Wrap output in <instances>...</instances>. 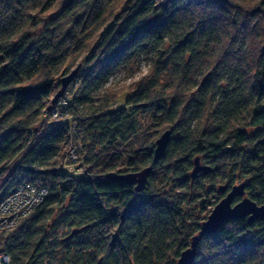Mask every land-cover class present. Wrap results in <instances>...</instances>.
I'll return each mask as SVG.
<instances>
[{
	"label": "trees",
	"instance_id": "1",
	"mask_svg": "<svg viewBox=\"0 0 264 264\" xmlns=\"http://www.w3.org/2000/svg\"><path fill=\"white\" fill-rule=\"evenodd\" d=\"M119 1L0 0V199L24 183L47 190L0 249L10 264L30 247V264H42L57 246L59 264H121L133 249L142 264H175L222 196L219 185L245 179V194L264 203V69L244 82L239 71L217 63L187 103L170 94L192 82L219 42L220 0H126L114 13ZM205 4L215 15L203 14ZM142 54L149 63L137 78L106 86L100 98L89 96ZM80 63V93L65 108L73 114L41 131L60 78ZM224 79L228 83L221 85ZM124 93V104L114 105ZM84 105L82 115L77 111ZM142 111L150 131L139 140ZM74 123L90 165L80 175L62 166ZM162 126L170 137L154 161ZM195 157L208 171L190 177ZM145 166L151 169L139 191L116 178ZM49 218L50 224L37 227ZM59 223L63 238L50 241ZM255 245H264V219L230 220L200 238L191 264H247L244 257Z\"/></svg>",
	"mask_w": 264,
	"mask_h": 264
},
{
	"label": "clouds",
	"instance_id": "2",
	"mask_svg": "<svg viewBox=\"0 0 264 264\" xmlns=\"http://www.w3.org/2000/svg\"><path fill=\"white\" fill-rule=\"evenodd\" d=\"M159 2L160 0H157V3ZM218 6L224 10V15L219 17L222 21L218 37L219 42L212 44L209 54L204 57L203 69L200 73L193 75L192 82L183 87V90L176 88L171 90L170 94L177 95L184 103H187L188 98L193 93L199 94L200 81L217 66V63L226 64L228 67L239 71L244 77V82H251L257 71L264 69V0H220ZM202 8L204 9L203 14L215 15L208 10L206 4L202 5ZM145 75L150 74L145 72ZM227 83V79L220 81L221 85ZM231 146V144L227 145L229 148ZM72 170H75V166H72ZM178 191L184 192L186 190L178 189ZM20 223L22 220L15 222L11 228H0V249H4L6 243H11V233ZM50 223L51 219L49 218L37 227H46ZM117 228L118 225L106 229V234L110 236ZM39 238V236L33 238V246ZM32 250L30 247L24 250V255L17 253L20 255L17 264H30L29 257H31ZM56 251L59 252V249ZM173 252H175L174 248L168 250L169 259H173ZM52 256H56V259H52L51 256L43 257L44 264H59V256L55 252L52 253ZM244 259L247 260V264H264V245H255L250 257L246 255ZM121 264H142L136 249L122 255Z\"/></svg>",
	"mask_w": 264,
	"mask_h": 264
},
{
	"label": "water",
	"instance_id": "3",
	"mask_svg": "<svg viewBox=\"0 0 264 264\" xmlns=\"http://www.w3.org/2000/svg\"><path fill=\"white\" fill-rule=\"evenodd\" d=\"M79 65H76L68 74L60 78V87L52 95L50 104L63 94L66 86L76 76ZM49 108V105H48ZM170 137V130H163L155 139L153 149V160H158L163 154ZM151 167L145 166L137 171L123 172L116 175V178L122 182L134 184L135 190L139 191L143 188L146 178ZM208 171L207 166H200L198 158H194V166L190 172V177H194L200 170ZM246 182L241 181L228 187L226 184L218 186L217 191L222 197L213 205L206 217L200 222L199 230L190 238L188 246L183 249L175 264H191L196 253V248L200 238L209 233L216 232L223 224L230 220H236L246 217L247 220L253 221L257 218L264 219V203L257 204L254 200L245 194ZM239 197L237 201H234Z\"/></svg>",
	"mask_w": 264,
	"mask_h": 264
},
{
	"label": "rangeland",
	"instance_id": "4",
	"mask_svg": "<svg viewBox=\"0 0 264 264\" xmlns=\"http://www.w3.org/2000/svg\"><path fill=\"white\" fill-rule=\"evenodd\" d=\"M165 2H166V0H160V2L158 4H164ZM125 5H126V0H121V1L117 2L116 5H115L114 13H119L122 10V8L125 7ZM148 56H149L148 54L147 55L146 54H142L141 56L138 57V59H136L133 62L128 63L127 66H125L124 68H121V69H118L117 71H115L112 74V76L103 85L98 86L96 88H93L90 91L89 96L92 99L100 98L101 95H102V92H103V90H104V88L106 86H122V85H127L131 80L137 78L140 75V73H142V72L145 71V69H146V67L148 66V63H149ZM83 67H84V65L82 63H80L79 69H78V72H77L76 76L73 78V80H71L69 82V84L66 86L63 94L56 100V102L50 104V101H49V103H48L49 108H48V105L45 108V111H48L45 114L46 118H48L51 121H53V120L54 121L55 120L65 121L66 118L70 119L69 116L73 114L72 113L73 111L70 108H68V109H65V108L69 107L70 104H71L70 103L71 102L70 100L74 96H78L79 93H80V87L82 85V79H83L82 76H80V74L82 72ZM126 96H127L126 93L122 94L118 98V100L114 103V105L115 104H116V106L123 105ZM64 100H66V102ZM62 107H65L64 108L65 110H62L61 111V108ZM87 109L88 108H86L85 105H84L83 108L78 107V111L77 112L80 113V114H82V115H84V113H87V111H86ZM138 116H139L138 117V123L141 125V130H142L140 132L141 134H140V136L138 138L140 140V139H142L143 137L146 136V134L150 131V129H148V126H149L148 112L147 111L146 112L145 111L144 112L142 111V112H140V114ZM164 129H166V127H164V126L160 127L159 128V132L156 134V137H158V135ZM156 137L154 139H156ZM135 140H137V139H135ZM139 140H137L138 143H139ZM138 143H136L134 141V147H137L138 146ZM153 145H155V141L153 142ZM83 151L84 150L82 148L77 149V151L72 154L73 157H74V159H76V160L75 161H72V163H70V164H66L67 162L64 163V161H62L63 168L69 170L70 172H72L74 174L79 173V175L82 174L85 171L86 168H88V170H89V166L90 165H89V163H86L84 161V159H83ZM17 161H18V158L16 160H14L13 163H11V166L14 165V163H16ZM200 163L201 164H204L203 161H200ZM72 166H75V170H72ZM241 181H244L245 182V179L244 180L237 179L235 181V183H238V182H241ZM36 207H34L32 210H34ZM211 208H209V210H211ZM31 211H29L27 214H29ZM26 215H24V216H26ZM24 216H22V217H24ZM56 217L57 216H55V218ZM64 231H65L64 224L63 223L57 224V226L54 229V231H50L49 232V240L50 241L53 240L54 237H55V239L56 238L58 239L62 235V233ZM57 249H59V252L56 251ZM54 252L56 253L57 256H59V260H60V257L62 255V253H61V246H57L54 249V251L49 252V253H46L42 257L51 256L52 259H56V256H52V253H54ZM41 263L44 264L43 259H41Z\"/></svg>",
	"mask_w": 264,
	"mask_h": 264
},
{
	"label": "built area",
	"instance_id": "5",
	"mask_svg": "<svg viewBox=\"0 0 264 264\" xmlns=\"http://www.w3.org/2000/svg\"><path fill=\"white\" fill-rule=\"evenodd\" d=\"M64 101L66 102V100ZM62 108L64 109L65 107ZM62 108L61 111L63 110ZM47 112L48 111L44 113V117L40 123L41 131L48 130L55 122L62 121L49 120L45 116ZM77 125V123L73 124L76 128L73 130V133L69 135V147L63 159L64 163L67 162L66 164L75 161L76 159H74L72 154L75 153L77 149L82 148V144L76 141V133L79 129ZM46 193L47 190L45 187L37 186L34 183H24L12 189L6 196L0 199V228H11L22 216L39 205L43 201ZM0 264H10L9 257L4 252H0Z\"/></svg>",
	"mask_w": 264,
	"mask_h": 264
}]
</instances>
